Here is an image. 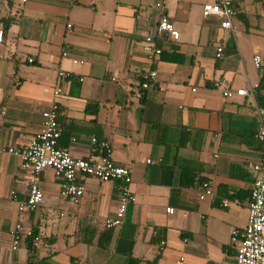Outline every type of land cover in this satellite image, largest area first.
Listing matches in <instances>:
<instances>
[{
    "label": "crops",
    "instance_id": "crops-1",
    "mask_svg": "<svg viewBox=\"0 0 264 264\" xmlns=\"http://www.w3.org/2000/svg\"><path fill=\"white\" fill-rule=\"evenodd\" d=\"M161 1L180 32L162 42L163 53L184 59L160 57L154 86L143 89L144 41L156 29L160 0H0V264H236L232 232L248 224L252 166L261 158L248 142L264 125L254 63L260 55L264 66V0H234V30L205 15L204 4L217 0ZM227 88L249 95L225 97ZM53 101L61 107V147L92 159V137L107 139L115 161L133 170L137 200L105 246L99 233L90 243L78 234L114 216L117 182L80 175L86 191L76 206L61 198L47 168L37 211L20 213L13 198L26 197L28 176L7 149L30 142ZM185 170L192 185L182 184ZM203 181L213 185V198H199ZM18 222L42 242L30 249L27 238L13 250Z\"/></svg>",
    "mask_w": 264,
    "mask_h": 264
},
{
    "label": "built area",
    "instance_id": "built-area-1",
    "mask_svg": "<svg viewBox=\"0 0 264 264\" xmlns=\"http://www.w3.org/2000/svg\"><path fill=\"white\" fill-rule=\"evenodd\" d=\"M22 1L25 3L28 0ZM157 6L162 8V13L154 33L148 34L144 41V49L150 67L141 75V86L143 89L152 88L156 82L158 72L154 68V64L164 51L163 43L160 45L159 42H163L165 39L177 40L180 38V32L173 20L163 11L162 3L159 2ZM203 10L206 16L220 18L222 28L235 29L234 20L238 15V10L234 7L232 0L206 2ZM68 27L71 28L72 24H68ZM3 40L4 31L0 28V43ZM216 55L217 58H222V46L217 48ZM29 61L32 62L33 59L30 58ZM262 62L260 55L254 57V63L257 68L262 66ZM59 77L66 79L70 77V74L60 71ZM221 84V81H216L215 87H220ZM61 91V87L57 86L53 92L54 96H59ZM223 94L225 97H232L235 94L246 96L249 95V91L246 88L237 90L227 88ZM259 113L263 116L264 122V111L260 109ZM60 115V104L57 101H53L50 107L43 112L44 121L41 130L30 142L22 147H9L7 149L8 153L20 157L21 168L28 176V193L26 197L21 199L16 193L13 194V198L18 204L19 212H35L39 209L44 199V192L41 188V176L47 168H52L60 181L61 198L70 201L76 206L81 204L86 191L85 185L78 181L80 175L94 177L101 182H117L118 208L114 216L106 219L105 227L107 229L120 227L125 221L129 205L137 200L132 190V168L118 164L113 157L114 149L112 143L97 136H93L91 139L90 154L93 156L92 159L74 157L67 149L60 146L62 138ZM255 137L262 143L261 158L252 166L257 176L251 190L248 224L245 228L234 229L232 232V242L236 248V264H264V125L255 133ZM148 162H151V160H148ZM214 196L215 190L211 182L203 181L200 186L199 198L205 200ZM225 203L227 204L228 202L225 201ZM167 211L173 213L174 209L168 207ZM10 234L13 240V250L17 249L21 242L27 238L31 239L34 246L42 242L40 235H36L33 229H25L21 222L14 225L10 230ZM165 245L166 241L162 240L160 248L163 249Z\"/></svg>",
    "mask_w": 264,
    "mask_h": 264
},
{
    "label": "trees",
    "instance_id": "trees-1",
    "mask_svg": "<svg viewBox=\"0 0 264 264\" xmlns=\"http://www.w3.org/2000/svg\"><path fill=\"white\" fill-rule=\"evenodd\" d=\"M233 1V5L234 7L238 10V14L240 12L239 10V6H237V4L235 3L234 0ZM238 16V15H237ZM247 24V22H245ZM160 45H162V42H159ZM162 59H171L174 60L176 62H181L184 59V56L182 55H177V54H168V53H163L161 56ZM261 71V79H260V83L257 86V88L255 89V97L257 100V104L259 106V108H261L264 111V66L262 65L260 68ZM249 144L251 146H255L257 149L262 150V143L256 139L255 135H251L249 137ZM191 176L190 177V181H187L186 178H188L187 176ZM194 183V176L192 175V172H189L188 170L183 172V178H182V184L183 185H192ZM113 229H107L105 226L99 230H85V229H81L79 234H78V240L81 242H86V243H90L93 241L94 237L97 235V233H99L100 237L98 240V244L100 246H105L107 238L111 235ZM89 231V232H87ZM34 233L36 235H38V233L34 230ZM29 241L31 239H28ZM32 247V243L30 241L29 243V248L31 249Z\"/></svg>",
    "mask_w": 264,
    "mask_h": 264
},
{
    "label": "rangeland",
    "instance_id": "rangeland-1",
    "mask_svg": "<svg viewBox=\"0 0 264 264\" xmlns=\"http://www.w3.org/2000/svg\"><path fill=\"white\" fill-rule=\"evenodd\" d=\"M160 2H162V1L160 0ZM259 5H260V6H262V4H261V3H260ZM259 5H258V6H259Z\"/></svg>",
    "mask_w": 264,
    "mask_h": 264
}]
</instances>
